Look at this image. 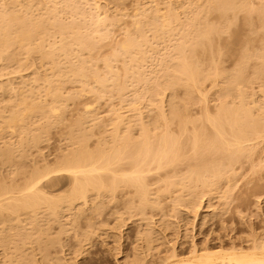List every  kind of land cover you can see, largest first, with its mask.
Returning <instances> with one entry per match:
<instances>
[{
	"label": "bare ground",
	"instance_id": "obj_1",
	"mask_svg": "<svg viewBox=\"0 0 264 264\" xmlns=\"http://www.w3.org/2000/svg\"><path fill=\"white\" fill-rule=\"evenodd\" d=\"M134 1L132 21L113 52L123 63L122 74L108 59L104 72L98 73L91 64L93 58L86 56L93 55L107 30L129 15L127 0H0L2 70L16 65L24 69L31 63L36 69L16 82L0 84V91H11L15 101L7 114L0 108L1 133L11 129L18 134L12 145H0V156L7 161L13 160L15 152L16 157L26 156L28 146L44 140L52 120L58 123L61 107L68 101L62 96L65 83H78L79 95L94 93L102 98L116 91L121 100L128 83L142 84L135 89L131 107L148 93L149 104L157 108V116L150 121L140 119L141 114L132 120L117 113L112 133L99 137L91 148V131L83 124L92 116L94 106L87 104V112L67 136L72 145L56 166L30 172L19 195L6 196L13 193V187L2 183L0 242L6 250V243L12 240L6 234L11 230L18 236L15 242L34 243L25 264H36L35 251L46 255L59 241L47 234L49 226L45 228L43 223L60 221L66 209L87 199L89 191H95L97 198L122 191L125 197L140 196L145 207H156L147 174L173 167L170 175L158 180H167L170 202H186L195 210L194 231L198 218L204 225L215 213L202 216L200 212L205 189L224 179L231 182L234 165L264 143V0ZM160 45L168 46L159 58L162 75L148 78L142 65ZM207 82L215 91V110L206 105V121L198 125L190 108L205 101ZM178 88L184 91L179 100L173 94ZM168 91L172 94L165 103ZM38 94L51 96L52 104L37 99L28 103ZM26 117L35 122L26 125ZM135 128L139 129L136 136L132 133ZM183 165L186 167L181 168ZM16 166L18 163L11 164L15 167L9 170L11 175L20 173ZM68 184L65 195H51ZM184 190L188 198L180 194ZM26 224H31V229L24 232ZM141 234L140 240L150 248L147 231ZM86 237L89 235L83 234L80 240L82 246ZM62 260L59 258L60 264H66ZM133 264L146 263L138 257ZM155 264H264V226L261 230L251 227L241 243L206 241L199 245L193 241L187 254L178 253L173 246L171 253Z\"/></svg>",
	"mask_w": 264,
	"mask_h": 264
},
{
	"label": "rangeland",
	"instance_id": "obj_2",
	"mask_svg": "<svg viewBox=\"0 0 264 264\" xmlns=\"http://www.w3.org/2000/svg\"><path fill=\"white\" fill-rule=\"evenodd\" d=\"M139 2L145 4L151 0H139ZM134 5V0H127L129 15L122 18L119 25L107 30L105 38L93 55L86 56L93 58L90 62L98 73L104 72L105 59H108L113 63V68L120 70L123 74V63L113 57V52L125 38L126 28L132 21ZM167 49V45H160L159 50L150 55L152 58L142 65L146 77L162 75L159 58L166 53ZM85 54L88 53L85 52ZM232 63L233 60L228 61L226 65L230 66ZM47 69L48 67L41 71L45 72ZM35 70V65L31 63L24 69L16 65L11 70L3 71L0 63V84L16 82L19 77L29 76ZM120 76L121 80L126 81L123 75ZM141 86L142 84L134 86L128 83L124 91V100H121L116 91L107 92L102 98H97L94 93L79 95L78 83L63 84L62 96L68 101L61 107V118L58 123L53 124L52 120V124L47 126L48 129L43 134L44 140L35 146H28L26 156L16 157L17 152H15L11 162L0 156V186L4 183L13 187V193L6 196L19 195L26 177L33 170H44L56 166L70 149L72 144L67 136L75 122L87 112V104L94 106L91 110L92 116L86 119V124H83L91 131L89 140L91 148L95 147L99 137L109 136L112 133L113 120L117 113L130 116L132 120H136L138 114H141L142 120H153L157 116V108L149 104L148 93L143 94L136 107L130 105L135 89ZM259 86V83L255 84L256 89ZM171 94V91L165 93V103L170 100ZM173 94L179 100L183 97L184 91L178 88ZM204 95L205 101L190 108V114L197 120L198 125L206 121L203 109L206 105L210 111L215 110V91L210 90L209 82L205 84ZM11 97V91H0V108L5 114L15 107V101H12ZM33 99L41 100L44 104H52L51 96L34 95L29 98L28 103ZM33 122H35L33 118H25L26 125H31ZM171 127L176 129L175 124ZM132 133L134 136L138 135L139 129L135 128ZM17 140V132L14 133L11 129L2 133L0 131V145L4 146L7 143L12 145ZM13 163L19 165L16 166L20 168V173L17 175H11L9 172L15 168H11ZM185 167L186 165L181 166V168ZM173 170L174 167L147 174L151 193H155L150 197L158 202L156 207L150 205L145 207L141 205L140 196L125 197L122 191L108 194L103 198H97L95 191H89L87 199L77 201L71 209H66L60 221L43 223L45 228L49 226L47 234L58 237L59 241L50 247L46 255L37 249L34 254L36 264H60L59 258L66 264H133L138 257L142 258L146 264H155L169 255L173 246L178 253L187 254L193 241L199 245L206 241L214 244L224 242L227 245H230L232 241L241 243L247 237L251 227L257 230L263 228L264 143L256 146L249 158L242 157L234 165L231 182L224 179L216 187L205 189L206 192L200 200V212L202 216L209 211H215V213L207 217L204 225L201 224V218H198L199 225L194 231H192V221L195 210L186 202L183 204L170 202L167 180H158L162 176L170 175ZM63 176V183H65L66 175ZM69 187L68 184L63 189L51 192V195H65ZM180 194L186 198L189 196L187 190L180 191ZM210 204L211 208L208 207ZM25 228L24 232L30 230L31 224H26ZM145 231L150 238V248L144 239L140 240L143 236L141 233ZM14 232L16 231L10 230L9 234H6L12 239L6 243V250L0 242L1 264H25L32 255L30 248L34 243L15 242L14 238L18 236L13 234ZM83 234H88L89 238L86 237L82 246L80 240Z\"/></svg>",
	"mask_w": 264,
	"mask_h": 264
}]
</instances>
